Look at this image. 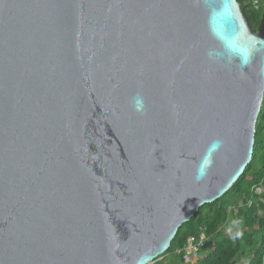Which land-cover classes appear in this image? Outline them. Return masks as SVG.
<instances>
[{"label":"water","instance_id":"water-1","mask_svg":"<svg viewBox=\"0 0 264 264\" xmlns=\"http://www.w3.org/2000/svg\"><path fill=\"white\" fill-rule=\"evenodd\" d=\"M263 100L237 0H0V264H153L251 164Z\"/></svg>","mask_w":264,"mask_h":264},{"label":"trees","instance_id":"trees-1","mask_svg":"<svg viewBox=\"0 0 264 264\" xmlns=\"http://www.w3.org/2000/svg\"><path fill=\"white\" fill-rule=\"evenodd\" d=\"M250 27L258 32L264 20V0H237ZM257 3V5L255 4ZM262 184L263 192L252 189ZM230 207L238 211L228 213ZM206 228L208 240L200 249L195 264H264V100L255 129L251 164L227 195L201 207L195 216L181 226L170 249L153 264L185 263L187 240H198Z\"/></svg>","mask_w":264,"mask_h":264},{"label":"built area","instance_id":"built-area-1","mask_svg":"<svg viewBox=\"0 0 264 264\" xmlns=\"http://www.w3.org/2000/svg\"><path fill=\"white\" fill-rule=\"evenodd\" d=\"M255 4L257 5V3ZM252 191L257 195L261 194L263 192L262 184L259 187L253 188ZM231 211H233L234 214L236 215L238 210L235 207H230L228 213L230 214ZM207 240L208 238H207L206 228H203L199 235L198 240H196L195 238H189L187 240L184 250H179L177 253L180 254L183 251L186 252L184 257V262L194 264L198 261L200 256V249L203 247L204 243Z\"/></svg>","mask_w":264,"mask_h":264},{"label":"clouds","instance_id":"clouds-1","mask_svg":"<svg viewBox=\"0 0 264 264\" xmlns=\"http://www.w3.org/2000/svg\"><path fill=\"white\" fill-rule=\"evenodd\" d=\"M195 264V263H194Z\"/></svg>","mask_w":264,"mask_h":264}]
</instances>
